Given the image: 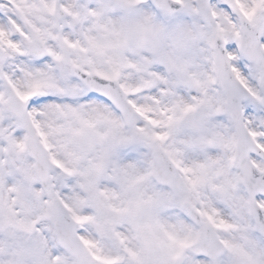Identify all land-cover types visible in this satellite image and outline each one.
Returning <instances> with one entry per match:
<instances>
[{
    "label": "snow or ice",
    "instance_id": "6c2138e0",
    "mask_svg": "<svg viewBox=\"0 0 264 264\" xmlns=\"http://www.w3.org/2000/svg\"><path fill=\"white\" fill-rule=\"evenodd\" d=\"M0 264H264V0H0Z\"/></svg>",
    "mask_w": 264,
    "mask_h": 264
}]
</instances>
